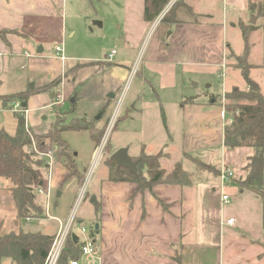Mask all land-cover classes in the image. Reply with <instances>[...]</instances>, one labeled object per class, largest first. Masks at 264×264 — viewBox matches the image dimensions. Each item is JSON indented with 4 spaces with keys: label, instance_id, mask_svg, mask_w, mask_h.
Instances as JSON below:
<instances>
[{
    "label": "crops",
    "instance_id": "0c3cea01",
    "mask_svg": "<svg viewBox=\"0 0 264 264\" xmlns=\"http://www.w3.org/2000/svg\"><path fill=\"white\" fill-rule=\"evenodd\" d=\"M179 1L175 11L177 22L170 24L160 18L177 0H169L159 18L152 22L144 20V0H121V30L113 38V47L101 60L87 59L91 61L86 62V59L80 58L78 64L72 66L73 63L65 55V59L61 60L58 55L44 54V47L39 54L32 50L50 40L53 33L58 34V38L63 37L66 29L59 17L64 0H0V30L21 31L28 22L40 29L38 34L41 38L49 37L35 41L10 33L7 43L0 38L4 69L17 64L26 71V87L2 91L0 96L29 91L25 102L26 122L36 133H44L49 126L39 116L45 115L46 111L50 114L57 111V106L50 107L55 96L60 94L65 101L79 88L75 102L77 109L88 87L92 93L85 102L92 111L87 113L82 107L77 115L74 114L76 118L71 117L79 119L81 115L86 121L92 120L96 129L102 130L106 123V109L112 105L116 92L130 74L136 55L143 48L138 88L131 93L130 109L123 111L114 131L127 134L131 131V135H138L139 149L136 154L141 149L151 154L164 147H177L182 154L218 170L227 165L229 167L225 161L223 131L230 118L220 104L208 101L207 97L198 99L191 95L187 82L194 75L219 74L227 64L228 47L232 46L238 53L240 39L243 45L241 24H251L249 20L253 17L255 23L251 25L254 28L248 33L251 45L248 62L258 66L250 62V57L253 48L259 46L264 66V15H257L258 8L264 7V0ZM57 25L58 30L54 32L53 26ZM148 33L151 36L147 39L149 35L145 36ZM112 50L115 54L111 61H107ZM118 52L119 57L114 59ZM86 67L99 71L101 75L91 80L85 72ZM56 77H61L58 89L39 91V87ZM2 84L3 81H0V86ZM258 86L261 92L262 88ZM146 87L153 93L155 101L152 103L156 107L145 105L151 103L144 101ZM171 96L172 99H169ZM187 98L195 99L190 102L186 101ZM151 109L156 116L158 113L159 118L146 117ZM87 116H91L89 120ZM16 122L13 110L0 100V129L13 135ZM131 125L135 129L130 130ZM123 146L128 145L124 143ZM152 147L154 150H150ZM125 148L128 152V147ZM117 149L119 147L114 150ZM92 153L93 150L90 158ZM128 155L132 159V155ZM142 171L146 175V171ZM200 176L201 179L192 185L158 183L144 190H138L134 182L111 181L106 176L99 184L98 212L99 209L102 211L97 216L98 227L100 230L104 221L105 225L110 223L115 232L108 238L105 234L102 236L103 253L98 251L106 260L104 264H178L175 259L177 254L179 264H264V250L261 251L264 246L263 200L248 189L241 191L234 180L221 183L218 177ZM215 186L218 194L214 191ZM57 192L59 196L62 194L61 190ZM245 192H249L246 197L253 198L252 202L255 200L256 203L250 212L252 219H246L240 208L235 214L226 215L224 205L230 202V194L237 195L239 201L242 195L245 197ZM222 194L229 196L228 203L221 201ZM187 214L189 231L183 227V218ZM205 215L206 221L203 222ZM228 218H233L231 224L226 223ZM254 244L258 248L255 252L251 250Z\"/></svg>",
    "mask_w": 264,
    "mask_h": 264
},
{
    "label": "rangeland",
    "instance_id": "374dc122",
    "mask_svg": "<svg viewBox=\"0 0 264 264\" xmlns=\"http://www.w3.org/2000/svg\"><path fill=\"white\" fill-rule=\"evenodd\" d=\"M178 1L179 0H177V2ZM121 14H122L121 0H64L63 12L60 15L59 19L61 25L64 26L66 31L63 37L61 35L58 38L59 35L53 33L50 40H48L47 42H43V44H40L42 45V47H44V54L49 56H56L57 54L55 51V47L59 45L62 46L63 53L66 56V58H69L73 63L72 66L78 64L80 58L84 60L86 59L85 60L86 62L91 61L87 59L101 60L102 58L105 57L107 52L113 47L112 46L113 45L112 41L114 40L113 38L116 37L117 33L119 32L118 30H121ZM163 16L164 15H162V17ZM162 17L160 19H162ZM158 18L159 17H157V19ZM249 19H250V15L248 20ZM95 21L101 22L102 25L98 26L94 24ZM53 27L55 30L54 32H56L58 30V25ZM38 33H41L38 27H36L35 25L31 26L30 23L25 22V25L21 28L20 36L26 39L33 38L35 39V41L36 40L38 41L40 39H44V40L49 39V37L47 36H46L47 38L45 37L41 38L40 34ZM149 33L145 36V38L149 35ZM8 34L10 33H6L5 37L6 39L9 40L10 35ZM34 34L37 36H35ZM150 36L151 35H149L147 39ZM239 46L241 47V49L238 53L237 51L234 52L235 50L233 49L232 46L231 48L228 47V51H227L228 58L226 61L227 64L224 68H222L219 74H213L211 76L194 75V78H192L191 81L187 82V87H189V90H191L192 93L191 95L194 94L195 97L198 99L199 98L205 99L207 97L208 100L210 99L209 98L210 96L218 97L220 98V103L221 106L223 107L222 104L227 102V100L224 99V93L226 91H229L235 87L240 91L249 90L246 79L256 83L257 85H260V87L262 88L261 92L264 95V66L262 65L263 52L260 50L259 46H255V48H253L252 51L253 55L252 57H250V62L257 63L258 66L250 68L247 71V74L243 75L239 69L234 68V65L237 62L235 56L238 55L241 56L243 51V45L241 39ZM32 50H34L33 52L36 54L35 52L36 48H32ZM119 55L120 53L118 52V54L115 55L114 59L119 57ZM142 56H143V48L142 50L139 51L138 55H136L135 57L136 61L134 60L133 62L134 64L131 68L130 74L128 75L127 79L124 81V83L120 86V88L116 92L117 93L116 95L120 94L121 92H124V100L119 118L120 116H122L121 114L126 108L130 109V104L132 103L130 101V95L131 93L134 92V88H138V84H139L138 70L140 68V62ZM4 60H5L4 57H0V81H3V84L0 86V92L7 90L15 91L18 88L21 89L22 87H26L25 68L20 69L19 66L15 64L14 66L6 70L4 69V63H3ZM18 60L20 61L21 59ZM86 68L87 69L85 72H87L91 80H96L97 76L101 75L99 71L94 70L93 68H89V67ZM58 88L59 86L57 87V89ZM87 88L84 90L85 98H83L77 104V109H76V104L74 105L73 112L71 113L69 112V109L71 108V104H72L70 99L71 97H73L71 96L69 99L65 100L62 103V105H59L57 107V111H54V114L52 113L50 114L48 113V111H46L45 115L39 116V119L44 124L47 123L49 127H50V122L53 121L54 119L55 125H58L59 127H65L67 129L62 132V138L66 140L69 147L72 149V153L74 155L77 164V169L80 172V174L83 175V177L79 180L76 176H73L63 181L67 169L64 166L63 157H61V149L59 147H54V148L51 147L52 145L50 146L49 144L50 142L47 143L48 141L46 142L47 144L40 147V144L37 142V140L31 138V149L34 153L35 158L43 160L44 157L41 158L40 156L41 152H46L50 150L54 156V160L51 170H48V167L47 170H44L43 184L42 185L39 184V186H37L35 190V193L37 194V197L41 202V207L43 210L41 216L37 217V219H31L28 221L26 219H22L21 223L20 222L19 223L24 230L40 231L45 234L53 233V237H54L55 232L59 228V222L49 218L48 215L59 218L60 222L63 223L65 220H67L68 216L74 212L76 215V220H81L82 225L91 231V234L95 239L97 249L101 253H103L102 236L105 234L106 238H108V235L115 232V230L110 226V223L105 225L104 221H102L103 225L99 230L98 227L99 218L97 217L99 214L101 215V211H102L101 209H99L98 212V208L100 205L99 184L103 179L106 178V176L108 177L109 175L108 161L110 159V155L115 151L114 149L116 147L120 148L121 146L124 145V143L128 145L123 147H128V154L132 155V159H138L142 155H147V153L144 151V149H141V151L136 154V151L139 149V147H137L138 135L136 133L131 135L130 133L131 131L129 132V134L124 132L120 133L118 131H114L115 129V125H114L113 129L106 137L104 136L105 125L104 127H102V131H99L100 129L98 130L92 125L91 122L93 121L89 120L91 116L86 117V119H88L89 122L86 121L85 119L84 122H81L80 120L82 119L81 115L79 119H74L76 118L74 117V114L77 115V111L82 107L87 113H90V111H92V109L89 108L85 102L86 97H88L92 93V91H90ZM78 91L79 88H76L75 93H77ZM144 93H145L144 101L151 102L145 105L151 108L153 106L156 107V105L152 103L155 101V97H153V93L149 91V87L145 88ZM57 97L58 94L55 96V100ZM169 99H172V96L169 97ZM232 100L233 102L243 101V99H234V98H232L230 101ZM4 101H6V96L4 97ZM16 102H19L18 110L14 109L13 107L14 103ZM115 102L116 101L114 99L112 101V105H110L106 109L105 115L107 116L105 122L109 114L113 111ZM9 108L13 110L14 113L21 112L22 114H24L25 127L30 131L36 133L28 126L26 122V116L24 113V111L27 110L26 106L23 107L22 103L16 100L9 103ZM225 114L227 117L230 118V121L227 123L229 124L231 122V114H227L226 112ZM71 115L74 118H72ZM43 116H46V118H43ZM149 116L159 118L158 113L156 116L154 114V110L152 109L148 111L146 114V117ZM79 126L80 127L88 126V127L86 130H80V131L71 130L74 128H78ZM133 129H135V127L131 125L130 130ZM44 133L47 134L48 130ZM93 137L96 138L98 137L99 140L94 142V140L92 139ZM102 139H105L102 142L104 144L102 150V158L98 162L97 166L94 167L93 171L91 172L92 158H90V154L92 150H94L95 146L101 143ZM150 150H154V148L152 147L150 148ZM235 150L226 151L225 154V161L227 164H229V167L228 165L226 167L230 168L234 172L235 175L231 179L234 181L239 176H242V174L244 173L242 167L246 164V159L254 152L253 149L245 148V147H242L237 151ZM151 154L159 155L160 167L164 168L166 172H169L178 162L182 164L184 169L192 173L201 172L200 175H203L202 177L212 175L210 172H208L203 168L201 169L197 167L200 170L197 171L198 169L195 167L196 165L190 161L187 155L182 154L179 151V148L177 147H173V148L168 147V149L164 147ZM43 164H45L44 160H43ZM142 170H144L145 173L146 169L142 168ZM200 175L196 179H199L201 177ZM218 180H220V178ZM9 185L10 183L6 179L0 178V189H1L0 190V222H2L1 223L3 224L2 229H4L5 231H8L10 229H15L17 226L16 225L17 221L14 219V210H13L14 208L8 191L9 187H7ZM47 187L49 188V195H50L49 205H48V215L44 214L46 197L44 194L38 192L37 190L38 188L47 190L48 189ZM58 190H61L62 194L60 196L56 194ZM214 191L216 192V194L219 193L217 186L214 187ZM229 191L231 192V190ZM245 194H246L245 197L242 195L239 201H238L239 197L237 195L232 193L230 194L231 195L230 202L224 205V212L226 215L235 214L234 212L238 211L240 208L241 213L243 214V216L246 217V219H252L251 217L252 213L250 212L252 211V207H254V204L256 203L255 200L254 202H252L253 198L251 199V197H246L247 195H249V192H245ZM109 214L110 216H113L112 212H110ZM199 214H201V212H199ZM205 221H206V215L203 219V222ZM189 223H190L189 215L187 214L183 218V227L186 231H189ZM192 231L193 233L195 232V227L192 228ZM202 231H203V227H202ZM262 247L263 248L261 249V251L264 250V246ZM251 250L254 252L258 250L256 244H254ZM111 253H115V252H111ZM154 253L157 252L154 251ZM111 255L113 256L114 254ZM101 258H102V264H104L106 260H103L102 256ZM1 264H14V263H12V261L8 259H4L2 260Z\"/></svg>",
    "mask_w": 264,
    "mask_h": 264
},
{
    "label": "trees",
    "instance_id": "16d2710c",
    "mask_svg": "<svg viewBox=\"0 0 264 264\" xmlns=\"http://www.w3.org/2000/svg\"><path fill=\"white\" fill-rule=\"evenodd\" d=\"M169 0H144V20L152 22L158 17ZM179 1L168 10L161 21L165 23H175L176 8ZM261 5V4H260ZM255 8V6H253ZM252 8V10L254 9ZM258 16L264 15L263 5L258 8ZM254 28L253 25L241 24V37L243 40V51L237 59L234 68L240 70L243 75L254 66L248 62V55L251 45L248 42V33ZM6 33L20 35L16 30H0V38L7 43ZM61 83V78L56 77L49 83L39 87V91H53ZM29 91H21L0 96L2 104L9 107L13 101L26 102ZM6 96V101L4 97ZM73 99L69 112L74 111L77 100L75 91L72 93ZM243 99L242 102L230 101ZM195 98H187L186 101H194ZM226 103L222 104L227 114H231V122L224 127L223 147L225 151H234L237 148H251L253 154L246 159V164L242 167L243 174L235 179L240 190L248 189L258 195L264 202V95L258 91H240L236 87L224 93ZM208 101L220 103V98L210 96ZM16 117V129L13 135L0 129V178L6 179L9 185V194L14 210V219L17 221L16 228L5 231L0 222V264L2 260L8 259L14 264H42L51 244L53 233L45 234L40 231L24 230L21 220L37 219L42 214L41 202L35 193L36 187L41 181L43 184V173L47 170V164H43L42 159L35 158L31 149V138L37 140L41 146L49 143L51 147L61 149L64 166L67 169L63 181L76 176L79 180L83 177L77 169V164L69 149L68 143L62 138L65 127L55 125V120L51 123L48 133H34L25 127V117L21 112L14 113ZM58 116V115H57ZM56 116V119H57ZM84 122V118L80 119ZM89 122V121H88ZM91 124V123H89ZM88 127V126H87ZM87 127L79 126L71 130H86ZM102 131V130H99ZM98 131V132H99ZM95 142L97 137L92 138ZM48 141V142H47ZM47 142V143H46ZM53 143V144H51ZM186 155V154H185ZM196 168H203L210 172L213 178H217L219 170L187 155ZM137 163V174L131 173L126 168H117L116 163L109 159V175L111 181L134 182L138 190L151 189L154 184H172L188 186L194 184L200 173L190 172L183 168L182 164L176 163L174 167L166 172L160 167L158 154L142 155L138 159H132ZM142 168L146 169V175ZM197 168V169H198ZM197 171H200L199 169ZM41 184V185H42ZM20 220V221H19ZM20 222V223H19ZM79 257V247L71 238H67L64 251L58 264H67L68 259ZM180 263L179 254L175 257Z\"/></svg>",
    "mask_w": 264,
    "mask_h": 264
},
{
    "label": "built area",
    "instance_id": "2783aa9c",
    "mask_svg": "<svg viewBox=\"0 0 264 264\" xmlns=\"http://www.w3.org/2000/svg\"><path fill=\"white\" fill-rule=\"evenodd\" d=\"M56 54L61 60L65 59L63 48L62 46L57 45L55 47ZM115 54V50H112L108 56L107 61H111L113 58V55ZM124 100V92H121L120 94L115 96V105L113 111L109 114L105 127H104V136H108L110 131L113 129L114 125L119 119L120 111L123 105ZM64 101V98L58 94V97L56 100L50 105V107L53 106H59L62 105ZM14 109L18 110L19 108V102L14 103L13 105ZM25 116L27 113V110L24 111ZM105 139L101 140V143L97 146H95L93 153H92V169L97 166L98 162L102 158V150L104 147V144L102 143ZM40 155V154H39ZM41 158L45 161V164H47L48 170H51L54 156L50 150L46 152H41ZM234 172L228 168L223 167L219 170L218 177L220 178L221 183H226L229 180H231L234 177ZM48 188V187H47ZM38 192L42 193L46 197V205L44 209V214L48 215V205H49V188L47 190H43L42 188L37 189ZM221 201L223 203L229 202V196L227 194H222ZM49 218L54 219L59 222V228L55 232L54 237L52 238L51 244L49 246V249L46 253V256L43 260L42 264H58L59 259L64 251L65 243L67 238H71V234H74L76 236V243L79 247V257L77 259H69L67 264H102V258L101 255L98 252V249L96 247V242L94 237L91 234V231L88 230L85 226L82 225V221L76 220V215L73 212L70 214L63 223L60 222V219L54 216L48 215ZM233 222V218H228L226 223L231 224ZM72 239V238H71Z\"/></svg>",
    "mask_w": 264,
    "mask_h": 264
},
{
    "label": "water",
    "instance_id": "95a60500",
    "mask_svg": "<svg viewBox=\"0 0 264 264\" xmlns=\"http://www.w3.org/2000/svg\"><path fill=\"white\" fill-rule=\"evenodd\" d=\"M249 23L254 24L255 23V18H251L249 20ZM94 24L101 26V22L99 21H95ZM43 50V47L41 45H39L36 49V53L39 54L41 53ZM247 81V85L249 87V90L251 91H258L259 90V86L246 79ZM70 101L72 102L73 99L71 98ZM22 106L25 107L26 103L23 102ZM110 159L113 160L116 163L117 168H126L128 169L131 173L133 174H137V163L134 162L131 157L128 155L127 149L125 147L119 148L117 150H115L111 155H110ZM39 184H42V182L40 181ZM57 195L59 196V192H57ZM71 238L74 242H76V236L74 234H71Z\"/></svg>",
    "mask_w": 264,
    "mask_h": 264
}]
</instances>
